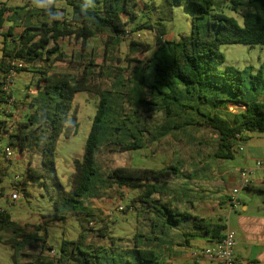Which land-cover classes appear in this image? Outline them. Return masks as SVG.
Here are the masks:
<instances>
[{
	"label": "trees",
	"instance_id": "1",
	"mask_svg": "<svg viewBox=\"0 0 264 264\" xmlns=\"http://www.w3.org/2000/svg\"><path fill=\"white\" fill-rule=\"evenodd\" d=\"M227 1L231 4L228 8L241 21L225 14L222 7ZM41 2L43 6L39 8L29 4L23 7L3 4L0 8V36L4 38L0 58V142L9 140L8 147L0 146V184L11 162L7 149L14 147L21 155L31 156L25 173L18 178L20 184H12L23 196L28 195L26 186L38 185L56 197L55 206L60 211L61 206L81 203L83 196L93 195V181L98 175L96 159L110 109L107 97L119 87L133 85L125 94L127 100L121 99L124 104L130 109H142L141 105L152 103L153 98L143 89L148 71L152 79L164 86H185L189 94L197 95L201 105L211 108L204 113L198 109L196 115L200 118L193 117L185 123L192 127L185 134L207 133L208 139L219 148L215 158H232L237 153L238 142L248 140L254 133H264V61L257 73L253 67L242 71L221 68L225 62L223 45L264 47V0H161L159 5L155 0H91L87 5L83 0ZM179 6L193 15L192 34L179 41L165 40L168 23ZM203 20L206 26L201 30L199 22ZM7 23L10 25L5 32ZM16 30H21L17 36ZM142 30L154 33L157 49L145 40L132 38L128 53L123 55L121 45L129 40L128 35L134 36ZM93 41H100L102 50ZM67 45L74 46L72 53L67 52ZM140 54L142 57H138ZM23 70L33 74L32 85L43 90L45 103H37L36 98L28 105L22 103L28 114L15 122L11 119L13 114L8 112V107L15 103L8 81L11 75ZM81 92L98 95L100 103L84 154L81 159L73 160L75 170L66 187L57 174L56 149L61 136L70 138L78 133L80 125L74 99ZM230 105L238 106L239 110L230 112ZM191 111L196 109L184 106L186 116L193 115ZM137 113L135 110L134 114ZM127 116L130 117L126 115L124 121H128ZM115 130L121 131V127ZM139 130L152 135L145 127ZM108 144L115 147L111 152L120 154L144 147L132 132L122 140L117 136ZM2 155L6 165L1 161ZM194 159L192 156L191 160ZM107 162L105 175L116 187V197L124 199L123 189L136 193L123 211L141 213L139 219L150 228L154 241L173 230L180 231L183 240L180 246L185 249L191 248L194 238L209 237L213 242L224 238L228 226L224 219L208 223L172 205L176 193L173 195L168 189L185 177L184 169L180 170L181 162H178L180 166L170 164L161 169L119 165L115 160ZM3 191L2 187L0 196L4 195ZM245 191L262 194L264 185L251 182ZM55 217L66 219L59 214ZM90 217L95 216L91 212L80 214L83 231L79 238L64 239L61 251L57 252L48 243L47 229L44 237L38 233L40 229L28 232L9 213L0 210V244L14 250V264H100L104 260L117 264L116 243L124 239L111 235L108 221ZM145 239L151 241L149 237ZM127 240L138 241V236ZM126 251L135 259L133 263L122 259L124 264H161L159 250L144 243Z\"/></svg>",
	"mask_w": 264,
	"mask_h": 264
},
{
	"label": "rangeland",
	"instance_id": "2",
	"mask_svg": "<svg viewBox=\"0 0 264 264\" xmlns=\"http://www.w3.org/2000/svg\"><path fill=\"white\" fill-rule=\"evenodd\" d=\"M83 1L86 5L91 2V0ZM155 2L159 5L161 0H155ZM3 4L8 7H23L26 4L33 6V8L43 6L41 0H0V8ZM230 6V2H223L222 8L225 14L235 16L241 21L240 17L228 8ZM213 14L214 12L210 13L209 17ZM8 15L10 14L7 13V16ZM199 23L201 25V30H203L206 26V22L203 20ZM9 25L10 23H7L4 29L5 32L8 31ZM130 27L133 28V25H130ZM192 30L193 15L182 6L175 7L173 20L168 23V34L165 40L179 41L191 36ZM20 32L21 30H16L14 34L17 36ZM132 38L145 40L157 49V46L154 44V33L148 30H142L135 33L134 36H130L128 38L129 40L121 45L123 55L128 53L129 42ZM3 41V36H0V58L2 57V49L4 47ZM94 43L99 45L100 50H102L100 41H93L92 44ZM66 50L72 53L74 46L67 45ZM221 50L225 56V62L221 66L222 69L234 67L242 71L247 67H253V71L257 73L261 63L264 61V47L262 46L250 47L242 44H230L223 45ZM138 57H142V54L138 55ZM57 69L64 70L65 67H57ZM147 75L148 79L143 89L146 95L153 98V101L152 103L141 105L142 109H130L127 104L121 101V99H123V101L127 100L125 94L132 90V87L134 88L133 85H131V87L128 85L119 87L113 90V94L107 97L110 102V109L106 118L105 129L101 136L100 150L96 159L98 175L93 181V195L97 197L103 196L101 199L94 198L91 194H86L81 199V203L61 206V210L58 211L55 206L56 197H53L52 194L48 193L44 188L30 184L26 186L28 195L25 197L20 194V199L14 200L11 195L17 188L12 187V184H20L18 178L22 177L25 173L27 162L31 156L29 153L21 155L17 148L10 147L12 156L9 157V160L11 162L7 165V176L4 182L0 184V190L2 187L4 188V195L0 196V210L9 213L13 220L28 232H38L40 229L38 233L41 237H44L45 229H47L49 235L48 243L52 244L57 252L61 251L64 239L74 241L79 238L83 229L78 217L82 213L91 212L95 217H90V219L108 221L111 227V235L124 239V241L117 240L116 246L118 250L116 254H114L115 261L118 262L117 264H124L125 261H122V259L129 260L131 263H133L135 259L133 256H130L131 252H127L126 250L134 248L135 244L138 243L145 244V238L153 237V235L150 234V228L148 233L145 221L139 219V215H142L141 213L137 214L133 211H123L136 193L128 189H123L122 194L124 199L119 200L116 197V187H113L108 182L105 175V167L109 164L107 162L108 160H115L119 165L122 164L149 169H161L170 164L180 166L178 162H181L182 166H180V170L184 169L183 173H185V179L188 182L186 187H190L186 190L188 194L186 201L195 197H204L210 200L217 198L218 192L215 188H208L205 186L203 187V191H201V189L195 188V184L193 183L200 182L199 177L203 175L207 181L213 178V173L208 170V167L204 170H202L201 167V163L206 165L211 163L207 157L205 158L203 156L204 153L202 150L204 148L206 149L205 154H210V151L213 150L212 144L208 143L207 137L205 136L204 138L201 133L195 134V132H191L189 135L185 134L187 129L188 131L192 129V127L186 126L185 123L190 122L193 117L200 118L199 115H196L198 109L201 108V111L204 113L208 111L207 108H211L207 105H201L200 101L197 99V95L193 94L194 96H192L189 94L185 86L180 84L164 86L152 79L153 75L151 71H148ZM32 77V73L23 70L17 73L13 78V84L10 90L17 104L15 105V103H12L8 107V112L13 114L11 119L15 122L22 121L24 116L28 114V110L22 106V103L28 105L33 98L39 99L37 102L39 104L45 103L44 92L32 85ZM134 92L138 94L136 88ZM144 92L142 91V93ZM141 96L145 97L143 94ZM99 103L100 97L96 94L81 92L75 96L74 108H78L77 116L80 125L78 133L70 138L61 136L58 140L56 149L55 166L57 174L66 187H69L72 174L75 170L73 160L75 158L81 159L84 154L86 142L91 132ZM186 105H190L196 109V111H191L193 115H185L184 106ZM135 110L138 112L137 114H134ZM121 115L125 116L121 117ZM126 115L130 116H127L128 121H124L127 119ZM117 126L121 127V131L115 130ZM141 127H145L152 135L142 134L139 130ZM129 132H132L144 147L134 150L129 154L111 152L110 149H115V147L109 145V141L115 140L117 136L122 140L125 134H129ZM255 138L259 139L257 140L258 143L264 145V133L255 134ZM152 139L156 140L153 141ZM8 142L9 140L7 138L3 139L0 142L1 148L8 147ZM159 142L161 144H159ZM172 144L175 146L174 149ZM162 147L167 150L161 152L160 148ZM173 150L177 152L173 153ZM192 156L195 157L194 160H191ZM240 156L241 154L238 159L241 158ZM1 161L5 163V165L7 164L4 155L1 156ZM189 161L191 163H189ZM228 162L230 163V161ZM175 187L176 184H174V186L170 185L168 189L173 195ZM195 189H197L198 192H196ZM241 193L243 198L248 195L246 191ZM258 197L257 195L254 199L258 200ZM173 204H176L174 200L172 201V205ZM183 207L186 208L188 206L185 204ZM195 207V214L200 216V204L196 202ZM226 213L227 211L225 208L222 210L218 208L216 211L218 216L221 215L225 217ZM57 214L65 216L66 219L56 218L55 216ZM210 218L216 217L215 215H211ZM227 219L228 217L225 218L226 224ZM135 235L138 236V241L127 240L132 239ZM211 244L212 243H207L203 240L193 239L191 240V248L187 250L190 254L205 249L207 246L213 247ZM13 252L14 250L10 246L0 244V264H14L12 260ZM123 256L124 258H122ZM165 259L166 257L163 256L161 261L164 262ZM194 261L195 260L187 261V258L186 260L177 259L174 262H169V264H193ZM100 264L108 263L104 260V263L102 262ZM112 264H114V262Z\"/></svg>",
	"mask_w": 264,
	"mask_h": 264
},
{
	"label": "crops",
	"instance_id": "3",
	"mask_svg": "<svg viewBox=\"0 0 264 264\" xmlns=\"http://www.w3.org/2000/svg\"><path fill=\"white\" fill-rule=\"evenodd\" d=\"M244 109V107H242ZM239 110L238 106L230 105V112H237ZM203 137H207V133L201 132ZM254 133L246 141L238 142L237 153L230 159H217L215 155L218 153V146L214 142L208 139V143L212 144L213 150L210 151V154H205L206 149L203 148L204 157L209 159L211 163L208 165L201 163L202 170L208 167L213 173V178L210 181L205 180V176L199 177L200 182H193L195 188L201 189L203 187L215 188L218 192V196L215 199H207L204 197L193 198L189 201H186L188 196L186 187L188 182L186 181V175L184 178L177 180L171 185L176 187L174 188L176 196L174 207L177 206L180 212H188L193 216H198L202 219H206L208 223H216L220 218L227 219V225L230 229L236 232V245L234 248V257L236 264H264V193H253L247 192V196L242 197L240 195V206L234 210L230 211L228 206V200L230 194L234 188H237L241 185V172L247 169H256V163L260 159H264V145L257 142ZM162 142V141H161ZM159 144H161L159 142ZM151 145V144H149ZM173 149L175 148L174 144ZM215 148V149H214ZM218 148V149H216ZM242 149V150H241ZM165 148H160L161 152L166 151ZM176 153V150L172 151ZM241 154V158L238 159ZM206 161V160H203ZM230 161V163L228 162ZM189 163H191L189 161ZM250 181L256 184L264 185V171L256 169L250 175ZM195 189L196 192L198 190ZM245 191V190H243ZM242 191V192H243ZM257 194L259 197L258 200L254 199ZM196 196V195H194ZM199 196V194H198ZM200 204L199 212L200 216L195 214V203ZM187 204L188 207L184 208L183 205ZM226 209L227 213L224 216L217 215V209ZM211 215H215L216 218H210ZM149 233V229H148ZM150 237L151 241L146 242V246L151 248H156L160 252V262L164 264H169V262H174L177 259H185L187 261H193V253H188V250L182 248L183 240L180 234V231H167L166 234L161 235L159 240L154 241ZM198 240L206 241L207 243H212L211 246H215L217 242H213L209 237L206 238H194ZM155 242V244H154ZM157 242V243H156ZM191 245V243H190ZM209 246H207L208 248ZM163 256L166 257L164 262L161 261ZM193 264H199L197 261H194Z\"/></svg>",
	"mask_w": 264,
	"mask_h": 264
},
{
	"label": "built area",
	"instance_id": "4",
	"mask_svg": "<svg viewBox=\"0 0 264 264\" xmlns=\"http://www.w3.org/2000/svg\"><path fill=\"white\" fill-rule=\"evenodd\" d=\"M128 37H130L128 35ZM20 65V64H19ZM15 76L11 75L8 81V89L10 90L13 84V78ZM242 150V149H241ZM8 157L12 156L11 148L7 149ZM256 169L264 171V159H260L256 163ZM256 169H247L241 172V185L234 188L230 194L228 200V206L230 211L233 212L240 206V193L245 190V188L251 183L250 175ZM11 197L14 200L20 199L19 191L15 190ZM236 245V232L227 226L224 238L217 242L213 247H208L192 254L195 261L199 264H236L234 257V248Z\"/></svg>",
	"mask_w": 264,
	"mask_h": 264
}]
</instances>
